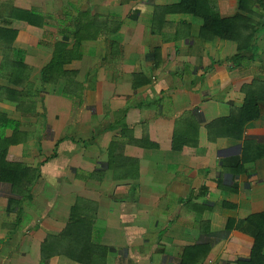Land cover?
Here are the masks:
<instances>
[{"label":"crops","instance_id":"obj_1","mask_svg":"<svg viewBox=\"0 0 264 264\" xmlns=\"http://www.w3.org/2000/svg\"><path fill=\"white\" fill-rule=\"evenodd\" d=\"M182 1L0 0V28L14 9L46 18L12 24L33 103L7 98L23 88L0 77V139L28 169L0 176V264H181L205 231L264 212V27L243 53L205 36L200 14L159 10ZM202 1L223 20L240 13V0ZM262 1L252 17L264 24ZM61 42L67 63L43 83ZM247 104L256 115L233 138L217 122ZM75 207L84 234L61 240ZM242 239L195 264L248 260Z\"/></svg>","mask_w":264,"mask_h":264},{"label":"trees","instance_id":"obj_2","mask_svg":"<svg viewBox=\"0 0 264 264\" xmlns=\"http://www.w3.org/2000/svg\"><path fill=\"white\" fill-rule=\"evenodd\" d=\"M258 3L262 5L263 1L240 0V13L235 18L227 20L221 19L213 8L204 9L202 0H183L178 6L159 10L166 13L168 11H176L177 9L178 11L200 14L205 20L203 31L205 36H207L206 34H209L211 37L216 36L222 39L236 41L239 43V49L243 53H249L255 51V42L264 27L263 23H258L256 19L252 17L255 12L253 9ZM11 18L14 23H26L31 26L42 27L46 23L44 15L34 10L25 11L14 9L12 11ZM262 19H264V16ZM13 22L11 23L10 28H0V53L3 56L0 67V77L7 79L13 86L23 88L22 92H16L10 88L4 89L5 96L12 99L20 107V105H22L28 97L30 98L28 100L33 103L31 100L33 96L32 89L31 86H28L31 67L25 64L23 58L20 57L17 59L14 56V42L18 36L19 29L13 28ZM66 46L65 42L56 44L52 61L42 71L41 79L43 83L50 82L53 79H58V75L62 71V67L65 63H67V56L65 55ZM70 58H73V56H70ZM242 58L243 56H238L236 60ZM65 75H67V73ZM70 76H73V74L68 73V77ZM28 88H30V93L28 92L27 94ZM249 108L250 104H247L241 111L240 116L232 119L220 120L217 124L232 127L233 134L230 133V135L233 138L241 139L245 123L250 120V118H254V115H256H248L247 113L248 116H246V112L244 111H250ZM4 118L5 116H0V126L4 125V128H6L10 126V124L9 121L5 122ZM226 123L228 125H226ZM214 126L215 125H213V127ZM175 141H178V135ZM9 145V142H6V140L4 141L2 138L0 139V176L1 178L3 177L8 179V175L15 171L14 176L17 177L16 179H13L18 183L22 177L26 176L28 169L24 168L21 164L10 163L7 161V149ZM17 183H15V185H17ZM77 208L75 207L73 216H71V222L62 234L61 240L75 241V237L78 238L80 235L84 234V232L81 231L82 219L76 217L75 211ZM205 232L209 238L193 247L186 248L181 264L197 263L200 258L207 256L217 242L228 240L231 234L242 235V238L244 239V241L242 239V244L251 249L250 258L245 261H239L238 264H264V212L252 215L241 221L230 219L224 231L211 232L208 230ZM233 238L231 237L230 240L232 241Z\"/></svg>","mask_w":264,"mask_h":264}]
</instances>
